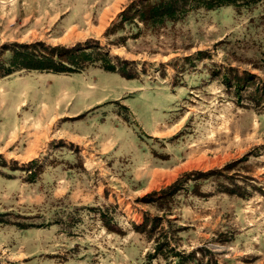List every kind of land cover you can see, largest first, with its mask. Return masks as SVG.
Segmentation results:
<instances>
[{"label": "rangeland", "instance_id": "rangeland-1", "mask_svg": "<svg viewBox=\"0 0 264 264\" xmlns=\"http://www.w3.org/2000/svg\"><path fill=\"white\" fill-rule=\"evenodd\" d=\"M132 1L0 0V78L28 73L0 80V98L14 92L20 114L102 99L64 124L81 130L92 115L123 120L109 149L96 130L56 138L63 119L36 147L29 127L0 145V262L175 264L149 258L154 241L135 228L159 215L179 229L172 246L195 252L185 264H264V0L156 29L121 19ZM82 50L103 60L31 67ZM177 179L168 213L150 200Z\"/></svg>", "mask_w": 264, "mask_h": 264}, {"label": "trees", "instance_id": "trees-1", "mask_svg": "<svg viewBox=\"0 0 264 264\" xmlns=\"http://www.w3.org/2000/svg\"><path fill=\"white\" fill-rule=\"evenodd\" d=\"M246 0H133L128 7L121 13V19L123 21L132 19H139L146 23L148 26L156 29L164 25L175 23L185 18L190 11L201 7L207 9H214L224 5H234L239 7L245 4ZM132 14L130 17L128 12ZM53 51L44 53V60H48V64L31 66L32 68H41L45 70H53L56 72H74L83 69L87 64L95 62L97 60H103L102 57L92 56L91 51L82 50L78 52L69 53L66 59H62V54ZM82 56L84 62L80 63L78 56ZM58 56V57H57ZM41 58V60H43ZM104 66L108 69L114 70L115 65L113 63H104ZM26 67V66H24ZM10 73V71H8ZM181 179H177L174 184H171L167 188L163 189L161 194L153 192L154 196L150 201H153L159 208L167 210L168 213H172L174 196L177 192L176 187L179 185ZM163 216L147 217L146 221L142 225L135 224V228L138 231L144 232L151 240L154 241L153 251L148 253L149 258L163 256L167 259L175 256L178 261L175 264H185L186 259H190V255L195 252H187L186 250H177L172 246L173 234H176L179 229H175L173 225H169L165 228L162 225ZM170 220V219H168ZM195 260L198 258L194 257ZM0 264H2L0 262Z\"/></svg>", "mask_w": 264, "mask_h": 264}, {"label": "crops", "instance_id": "crops-1", "mask_svg": "<svg viewBox=\"0 0 264 264\" xmlns=\"http://www.w3.org/2000/svg\"><path fill=\"white\" fill-rule=\"evenodd\" d=\"M36 73L44 74V71ZM27 74L28 73L20 75H9L0 78V80L9 78L11 76L22 77ZM4 87V85H0L1 89H4ZM13 96L14 92H10L9 94L4 95L0 98V145H10L18 141L19 139H21L22 134L26 132V128L29 127L30 130H28V136H31L32 133L35 135V138L33 139L29 147H36L43 140L45 143L49 138H51V136L53 135L52 129L55 127L56 123H58L60 119H63L62 128L58 130L59 135L55 136L59 139L63 138L71 142H86L88 134L96 130V133L98 132L103 135L102 145L105 146L106 149H109L112 148L114 144L113 141L117 140L119 137L115 134V131L120 124L122 125L123 120L121 119L118 112H116V114L112 113L108 116V118H105L103 120H100L98 115L90 116L88 125H98L92 131L85 130L84 128L81 130L76 127L64 125L68 119L85 121L86 115H88L90 112H88L81 118L75 117H78L80 114L90 110V108H92L95 103L101 101L102 99H98L96 100V102L86 103L83 108L79 109L78 111H70L69 109L61 110L59 108V102H57L56 108L54 110H51L50 106L47 103H44V100H42V106L37 111L30 110L24 114H20V102L17 101L16 98H14ZM94 136L97 138V134H94ZM55 137L52 136V138Z\"/></svg>", "mask_w": 264, "mask_h": 264}]
</instances>
